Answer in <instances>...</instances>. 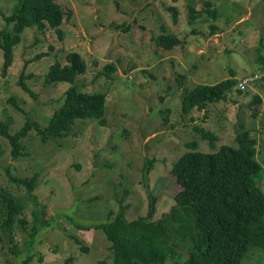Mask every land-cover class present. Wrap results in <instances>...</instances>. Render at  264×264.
<instances>
[{"label":"rangeland","instance_id":"rangeland-1","mask_svg":"<svg viewBox=\"0 0 264 264\" xmlns=\"http://www.w3.org/2000/svg\"><path fill=\"white\" fill-rule=\"evenodd\" d=\"M59 2L72 10L63 18V36L50 25L26 27L4 76L0 48V121L11 133L27 118L46 127L70 84L48 83L45 74L56 61L66 63V53L75 50L87 63L76 84L82 91L106 93V123L79 119L67 136L46 141L30 130L22 138L24 154L16 158L0 134V187L22 203L12 237L0 226V264H65L68 257V264H114L103 229L79 228L74 222L107 221L120 199L128 204L126 216L135 218L146 213L149 196L155 197L153 219L162 216L181 189L171 167L189 149L188 141L213 150L234 145L238 132L250 130L257 137L256 158L263 168L255 179L264 192V0ZM205 2L215 9V18L204 9ZM13 3L0 0V27L2 13H10ZM190 3L196 10L194 19ZM168 5L178 7L177 21ZM163 30L181 42L163 48L154 39ZM41 52L44 55L37 58ZM109 63L115 71L106 72ZM21 71L34 94L18 85ZM231 74L236 81L250 75L257 79L242 92L234 86L217 102L182 111L186 90ZM256 95L260 100L251 104ZM32 175L37 180L30 193L13 179ZM41 210L39 224L35 214ZM35 226L38 230L31 236ZM178 244L181 257H168L164 264H185L190 244L182 239ZM240 264H264V250L252 248Z\"/></svg>","mask_w":264,"mask_h":264},{"label":"trees","instance_id":"trees-1","mask_svg":"<svg viewBox=\"0 0 264 264\" xmlns=\"http://www.w3.org/2000/svg\"><path fill=\"white\" fill-rule=\"evenodd\" d=\"M11 12L2 13L4 24L0 27V48L2 51L1 75H6L14 58V46L20 41L21 33L26 27L48 25L56 28L63 36L61 24L63 18L70 17L71 9H66L59 0H13ZM205 10L215 18L214 8L205 2ZM173 20H178V7L168 5ZM193 4L190 14L194 19ZM11 24V27H9ZM216 25L211 24V29ZM163 48H171L181 42V38L163 30L154 37ZM43 52L36 55L41 58ZM66 63L56 61L45 74L48 83L68 82L64 101L55 109L46 127L36 120L27 118L23 126L11 133L5 121H0V134L11 145L13 158L24 154L22 138L30 130L46 141L50 138L67 136L76 120L97 119L106 123V101L104 92L82 91L76 84L78 75L87 70L85 59L75 50H69ZM106 72L115 71L113 63L105 66ZM21 71L18 85L32 93L22 78ZM184 76H180L183 81ZM236 84L234 74L214 84H197L186 90L182 97V111L191 112L194 107L202 109L208 102H217L225 98L226 93ZM238 92H242L238 90ZM11 102L14 100L9 99ZM260 96L254 97L255 103ZM14 104V103H13ZM15 105V104H14ZM19 110L20 107L16 106ZM205 135V134H204ZM212 138V135H209ZM189 149L172 163L171 172L176 176L181 189L174 194V204L162 216L153 219L155 197L149 196L147 211L143 215L129 219L126 216L128 204L119 200V208L109 220L91 224L74 222L79 228L103 229L112 251L114 264H164L170 258H180L178 239L189 242V253L185 264H240L249 251L256 247L264 250V192L256 177L263 168L256 158L257 137L250 130L238 132L235 144H221L213 150H202L196 141L187 142ZM151 162L145 164L144 174L150 170ZM24 184L30 193L34 187L36 175L31 177H13ZM21 201L17 196L0 187V226L7 229L11 236L13 222L22 211ZM41 208V207H40ZM35 214L41 224L42 214ZM23 222V220H21ZM38 226L30 233L33 236ZM73 240L84 247L77 234L71 233ZM71 261L68 257L65 264Z\"/></svg>","mask_w":264,"mask_h":264},{"label":"built area","instance_id":"built-area-1","mask_svg":"<svg viewBox=\"0 0 264 264\" xmlns=\"http://www.w3.org/2000/svg\"><path fill=\"white\" fill-rule=\"evenodd\" d=\"M253 76L254 75H250V76H245V77H243L241 79H238L236 81L235 87L238 90H246V89H248L251 86V84L257 79V78L255 79Z\"/></svg>","mask_w":264,"mask_h":264}]
</instances>
